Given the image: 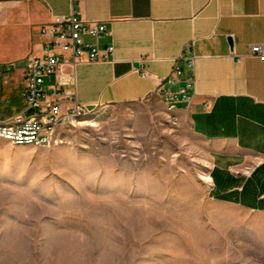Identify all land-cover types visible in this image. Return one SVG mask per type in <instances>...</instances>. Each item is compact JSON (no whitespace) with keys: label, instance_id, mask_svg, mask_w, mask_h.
<instances>
[{"label":"rangeland","instance_id":"1","mask_svg":"<svg viewBox=\"0 0 264 264\" xmlns=\"http://www.w3.org/2000/svg\"><path fill=\"white\" fill-rule=\"evenodd\" d=\"M76 121L0 138V264H264V215L210 199V145L156 98Z\"/></svg>","mask_w":264,"mask_h":264},{"label":"crops","instance_id":"2","mask_svg":"<svg viewBox=\"0 0 264 264\" xmlns=\"http://www.w3.org/2000/svg\"><path fill=\"white\" fill-rule=\"evenodd\" d=\"M75 8L106 24L99 42L113 45V60L81 62L57 80L74 84L77 100L94 109L152 97L166 108L155 89L183 83L163 78L189 43L193 63H178L181 80L194 78L193 98L167 112L210 145V199L264 215V60L249 54L253 44L264 51V0H81ZM70 10V0H0V121L23 107L16 95L23 97L24 60L38 49L39 26Z\"/></svg>","mask_w":264,"mask_h":264},{"label":"built area","instance_id":"3","mask_svg":"<svg viewBox=\"0 0 264 264\" xmlns=\"http://www.w3.org/2000/svg\"><path fill=\"white\" fill-rule=\"evenodd\" d=\"M80 1L70 0L69 13L53 15L50 21L39 26L38 49L24 60L23 107L6 117L27 116V124L21 125V128L0 131L48 145L52 142L59 124L73 121V112L87 107L77 100L75 85L73 84V89L65 88L57 80V75L66 68L74 75L75 67L81 62L111 61L114 48L112 44L100 45V38L107 34L106 24L83 18L75 8ZM87 36L93 40H87ZM249 54L264 60V51L260 44L251 45ZM179 60L186 61L188 65L193 63L194 55L189 43L185 44L174 66L163 78L171 85L179 81L183 83L175 91L164 87L163 84H159L155 89L157 95L163 99L167 111L168 108L189 105L193 98L194 78L188 76L181 80L182 67L178 63ZM136 70L142 76L148 75L145 69ZM46 78L49 79L47 84ZM207 106L208 104L204 103V108ZM75 122L78 121H73V124Z\"/></svg>","mask_w":264,"mask_h":264},{"label":"bare ground","instance_id":"4","mask_svg":"<svg viewBox=\"0 0 264 264\" xmlns=\"http://www.w3.org/2000/svg\"><path fill=\"white\" fill-rule=\"evenodd\" d=\"M176 108H168V112H173ZM86 109L83 107L79 111L73 112V121H76L85 114H88ZM73 121H66V124L73 123ZM27 124V116H17L14 118H6L3 121H0V130H12V128H21V125ZM0 138L9 141L13 145H35V146H44L47 144L36 143L34 139H27L24 137L16 136L10 133L0 131Z\"/></svg>","mask_w":264,"mask_h":264},{"label":"water","instance_id":"5","mask_svg":"<svg viewBox=\"0 0 264 264\" xmlns=\"http://www.w3.org/2000/svg\"><path fill=\"white\" fill-rule=\"evenodd\" d=\"M87 108L92 110V109H94V106L93 105H89V106H87Z\"/></svg>","mask_w":264,"mask_h":264}]
</instances>
